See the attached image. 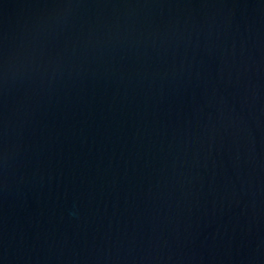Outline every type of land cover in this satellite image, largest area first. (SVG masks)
Instances as JSON below:
<instances>
[{
  "label": "water",
  "instance_id": "obj_1",
  "mask_svg": "<svg viewBox=\"0 0 264 264\" xmlns=\"http://www.w3.org/2000/svg\"><path fill=\"white\" fill-rule=\"evenodd\" d=\"M176 264H264V0H176Z\"/></svg>",
  "mask_w": 264,
  "mask_h": 264
}]
</instances>
